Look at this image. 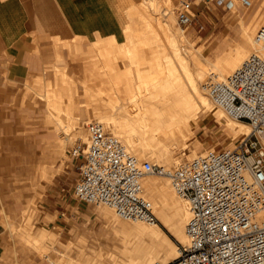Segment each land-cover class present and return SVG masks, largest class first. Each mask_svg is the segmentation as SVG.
<instances>
[{"label": "bare ground", "instance_id": "obj_1", "mask_svg": "<svg viewBox=\"0 0 264 264\" xmlns=\"http://www.w3.org/2000/svg\"><path fill=\"white\" fill-rule=\"evenodd\" d=\"M140 1L144 2L139 0L138 3L140 5ZM149 2V5L153 8L159 3L156 0H149ZM165 2L167 7L164 12V18L154 15L155 13L152 15L150 12L144 11L143 7L146 8L144 3V6H137L138 3L136 2V9L133 14L130 13V18L138 26L139 23L142 24V28L133 30V24L132 26H128L125 30L126 40L124 43L122 42L123 44H117L114 37H107L99 39V42L94 46L97 55H106L108 57L110 55H115V57L116 55L126 56L129 59L130 65H134L136 68L134 72L129 65L125 66L122 63L119 71L113 72L111 71L113 63L103 65L106 67L105 71H108L104 75L106 76L104 81L106 89L104 93L110 94L105 100L108 101L110 107L116 110L108 114L104 112L100 113L98 110L101 107L100 102L103 97L102 95L99 97L91 96L88 89L87 98L95 103L93 109L96 111L94 114V118L97 119L96 121L100 122L106 130L109 128L111 130L110 133L120 138L124 146L135 154L140 161L150 158L154 160L153 162L161 163L168 169H174L181 164V150L187 146L186 139L191 134L192 122H195L198 115L210 112V116L214 117L217 121H221L224 115H227L222 108L216 107L212 103L210 97L204 91L203 85L206 80L210 77L225 79L248 56L260 52V49L255 42V33L257 31L255 27L258 21H255L253 16L246 21L243 20V22H241L240 18L241 23H239L242 27L240 39L235 43L232 42L234 44L231 43L221 54L217 55L216 59L210 60L201 49H193L192 45L187 41L188 38L186 39L183 29L175 26L172 0H165ZM230 8L233 10L237 9L236 0L231 2ZM263 8L264 0H262V3L258 7H255V14ZM248 13L249 10L241 14V17H246ZM134 18L137 19L134 20ZM261 26H264V20L257 28ZM142 36L144 39H141ZM251 45L253 46V51L249 53L248 47ZM93 49L89 50L94 51ZM90 51L87 57L92 62H90V59L87 61L92 65H90L91 68L89 66V70L87 69L88 72L85 74L87 75V82L97 75L92 72L102 64H99L96 60L97 56L95 55L94 57L90 54ZM140 64H146V67L140 69ZM55 76L53 84L49 80L45 82V85L47 84L45 93H39L46 99L49 113L47 121L50 123L54 122L55 128L61 129H64L67 124L64 133L73 129L77 137L84 141L85 133L81 125L82 120L78 117V114L75 115V113H79L80 111L74 113L75 107L72 104V95L67 99L69 104L65 100L67 104L62 105L64 100L61 94L65 93L63 95L67 96V93L64 92L65 90H61V86L74 85L76 83L75 77L71 78L63 71H58ZM41 78L39 80L42 81L43 79ZM84 79V83L82 82L85 85L83 93H85L87 85ZM35 82L38 83V80ZM42 83L39 84L43 86L44 84ZM34 84L33 86H35ZM49 85L52 87L51 91L48 90L50 88ZM56 85H60V87L58 86L60 90L54 88ZM41 86L37 85V87H40L38 89L42 88L44 90ZM48 86L49 88L47 89ZM132 86L134 88H131ZM67 92L70 93L72 91L68 90ZM122 92L130 95L129 98L127 97L129 100L125 95V98H122L120 95V93L123 94ZM112 93L114 95L115 93H119V95L114 97ZM126 99L127 101L132 100L134 104L138 102L141 104V101L143 103L147 102V104L143 106L138 105V110L136 108V113L133 112L135 114H132L127 110L128 105L127 107L124 105V100ZM213 106L216 107V110H214ZM85 108L82 109L84 110ZM87 109H89L88 105L86 111ZM65 110L71 112L70 115H73L72 120L64 118L62 114L65 113ZM81 118L84 120L83 117ZM64 124L65 126H63ZM227 126L233 134H248L251 129L249 123L244 120L227 122ZM65 139V136L61 137L56 144L57 149L61 152L63 151L61 148L63 149ZM229 149L233 148L230 147ZM192 154H196L194 149H192ZM43 171L48 172L47 167ZM162 176L167 177L169 180L149 175L144 176L141 179L143 195L150 202L151 210L156 220L169 230L176 242L171 240L162 230L159 223H156L154 220L149 222L125 220L119 218L111 208L99 204L105 224L109 225L113 235L119 239V245L104 243L103 246H99L92 264H170L172 261L179 259L181 249L177 243L182 245L187 244L188 239L185 229L192 212L188 201L179 196L174 190L171 178L167 175ZM5 217V225L10 227L9 229L11 230L13 222H11L7 215ZM256 219L261 225H264V209L256 215ZM32 229L33 225L30 222L29 216H25L17 228L22 239L35 250L40 258L45 256L52 261L56 259L59 264H88L90 258H87L83 262L80 257L83 253V240L81 238H71L69 240L68 246L70 248L69 251L64 250L66 259H63L59 258L54 251L53 244L55 243L57 233L42 226L38 235L32 237ZM4 253L3 262L7 264L11 259V254L9 255L6 250Z\"/></svg>", "mask_w": 264, "mask_h": 264}, {"label": "rangeland", "instance_id": "obj_2", "mask_svg": "<svg viewBox=\"0 0 264 264\" xmlns=\"http://www.w3.org/2000/svg\"><path fill=\"white\" fill-rule=\"evenodd\" d=\"M142 1H144L143 3L146 6V8L143 7L144 11L150 12L152 15L155 13L154 15L164 18V12L167 7L165 0H156V2L159 3L157 6H154L155 8L149 5V0L148 2L147 0ZM179 1L180 0H172L175 26L183 29L186 39L188 38L187 41H189L193 49H201L205 56L210 60L216 59L217 55L221 54L232 42L235 43L240 39V33L242 31L240 23L243 22V20L246 21L253 16L255 18L254 20L258 21L255 29H258L257 27L260 26L264 20V8L255 14V7H258L260 3H262V0H249V5L243 4L241 0H236L237 9L234 10L230 8L231 5L227 6L225 3H220L219 0H196V4L193 6V13L195 15L194 21L187 27H181L176 21V10ZM230 1L233 2L234 0ZM136 2L138 3L139 0H123V27H125V29L117 39L114 38L117 44H123L125 42V30L128 26H132L133 24V30L142 28V24L139 23L138 26V24L133 23L130 18V13L133 14L136 9ZM143 3L141 2V5L138 3L137 6H144ZM248 10V15L242 18L241 14ZM133 17L135 16L133 15ZM240 18L241 22L239 20ZM136 19L137 18H134V20ZM199 25H202L203 28L200 29ZM99 39L95 42L88 43H82L80 42V39H77L71 46L67 45L66 47L69 50V54L65 60H57L54 64L48 65L44 71L45 76H41L42 78L38 76L33 77L30 83L27 82V84H25V97L31 102V104H27L29 108H23L21 111H18L19 116L17 119H13V117L9 118V124L12 122L14 123L8 125L7 129L9 132L16 129L14 130V133L17 135L18 139H20V142L18 143V151L12 150L13 148H4L5 150L0 149V264H5V262H3V253L5 250L9 255L11 254V259L7 264H59L56 259L55 261H52L45 256L40 258L35 250H33L31 246L22 239L17 228L25 216L30 217V222L33 225L31 232L32 237L38 235L42 226L57 233L53 245L54 251L59 258L66 259L64 250L69 251L70 247L68 245L71 238H81L83 240V253L80 257L83 262H85L87 258H90L88 264H92L99 246H103L104 243L119 245V239L113 235L112 229L109 225L105 224V220L102 217L101 206L93 203L79 202L70 192L71 187L77 180L78 165L81 161L80 157H72L70 151L75 145L87 141L86 124L89 121L97 120L94 118L96 111L93 109V106L95 103L87 98V89L93 97H99L102 95L103 98L101 97L102 99L100 102L101 107L98 110L100 113H112L116 109L110 107L108 101L105 100L110 94L104 93L106 89L104 86L106 76L104 75L106 72L108 73V71H105L106 67L103 65L106 63H113L111 71L115 72L119 71V67L122 66L123 63L125 66L129 65L134 72L136 71L135 66L130 65L129 59L126 56L116 55L115 57V55H110L108 57L106 55H97L94 46L99 42ZM141 39H144V37L142 36ZM74 44L79 46L81 52L76 51ZM89 49H93L94 51H90ZM248 50L249 53L253 51V46H249ZM89 51L94 57L96 55V60L99 64H102L98 69L92 72L97 75L93 77L91 81L87 82V75L85 74H87L89 66L92 65L90 63L92 62L90 58L91 61L89 63L87 61L89 60L87 57ZM61 67H65V70L72 74L71 76L75 77L74 80L76 83L74 85L61 86V90H65L64 92L67 93V96L63 95L65 94L63 92V94H61L64 100L62 105L69 104L67 99L72 95V104H74L75 107L74 113L80 111L79 113H75V115L78 114V117L82 120L81 125L85 133L84 141L77 137L76 132L73 129L68 130L69 132L65 131L64 133L67 124L66 126L64 124V129H61L55 128L54 122L51 121L52 123H50L49 121H46L48 116L47 103L45 97L40 94L45 93V87L47 85H45V82L48 80L54 81L56 78L55 75L58 73L59 69H62ZM145 67L146 64L139 65L140 69ZM83 75L85 76L83 77ZM39 78L43 79L42 81L44 82L42 83ZM35 79L38 80V83L35 82L37 81ZM83 79L86 81L85 84H87L85 93H83L85 87ZM39 83H42L45 86H41ZM33 84L36 87L33 86ZM89 84L90 86H88ZM37 85L43 87L44 90H42V88L39 90L38 88L40 87H37ZM49 86L47 89L49 88L48 90H52L51 85ZM58 86L60 87V85H56L54 88L60 90ZM131 88H134V86ZM66 90H71L72 92L69 93ZM112 95L115 97L116 95H119V93H115V95L112 93ZM120 95L122 98H125V96L126 98H129L130 96L127 93H120ZM85 99L87 100L86 102ZM127 99L124 100V105L125 107L128 105V109H126L132 114L136 113L138 105L143 106L147 104V102L143 103V101H141V104L143 103L142 105L139 104V102L135 103V105L132 100L127 101ZM84 102L88 105L89 109H87V111V105L85 106ZM82 108H85V111ZM136 108L137 110L135 111ZM215 108L216 107H214V110H216ZM66 112L67 111L65 110V113L62 114L64 118L72 120L73 115H70L71 112L69 110L67 113ZM81 117H83L84 120ZM234 120L226 114L221 121H217L214 117L210 116V112L199 114L195 122H192L191 134L186 139L187 146L181 150V163L207 149L235 148L240 140L247 134H233L230 132L227 122ZM73 121H75V119H73ZM107 131L110 132L111 130L107 128ZM69 134L71 137H69ZM63 136H65L66 139L64 140L63 149L61 148L63 151L61 152L57 149L56 144ZM192 149L196 151V154H192ZM6 154H9L10 156H4ZM47 155L48 157H45ZM38 158L44 161L43 166L44 168L47 167L48 172H44L41 167H38L37 169L32 168ZM145 160L154 161L150 158H146ZM162 175L165 174H149V176L156 178H167ZM167 180L169 179L167 178ZM6 215L11 222H13L11 230L9 229L10 227L5 225L4 220ZM3 221L4 223H2ZM154 221L159 223L162 230L171 240L176 242L169 230L160 224L155 216ZM177 245L180 249L184 246L180 243H177ZM176 262L177 259L170 264H176Z\"/></svg>", "mask_w": 264, "mask_h": 264}, {"label": "built area", "instance_id": "obj_3", "mask_svg": "<svg viewBox=\"0 0 264 264\" xmlns=\"http://www.w3.org/2000/svg\"><path fill=\"white\" fill-rule=\"evenodd\" d=\"M241 2L249 5V0ZM194 4L196 0L179 1V26L194 21ZM255 42L260 52L225 79L210 77L203 85L216 107L249 123V134L235 148L207 149L168 169L140 161L100 122L89 121L87 141L70 151L81 160L71 195L82 203L105 205L119 218L149 222L154 214L141 179L165 174L192 212L185 229L188 241L176 264H264V225L256 219L264 209V26L257 29Z\"/></svg>", "mask_w": 264, "mask_h": 264}, {"label": "crops", "instance_id": "obj_4", "mask_svg": "<svg viewBox=\"0 0 264 264\" xmlns=\"http://www.w3.org/2000/svg\"><path fill=\"white\" fill-rule=\"evenodd\" d=\"M123 24V0H0L1 150L18 151L16 129L9 132L7 126L14 123L9 124V118L17 119L18 111L31 104L25 97V84L45 76L48 65L65 60L69 54L66 46L73 40L117 39L125 29ZM62 69L59 71L73 77ZM43 162L38 158L32 168L43 170Z\"/></svg>", "mask_w": 264, "mask_h": 264}]
</instances>
